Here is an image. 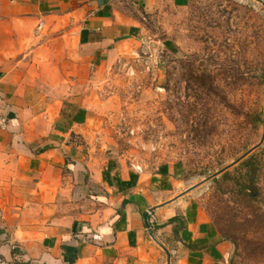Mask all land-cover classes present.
I'll return each instance as SVG.
<instances>
[{
    "label": "crops",
    "instance_id": "1",
    "mask_svg": "<svg viewBox=\"0 0 264 264\" xmlns=\"http://www.w3.org/2000/svg\"><path fill=\"white\" fill-rule=\"evenodd\" d=\"M162 1L0 0V256L10 264H228L232 244L188 193L183 164L139 172L92 128L94 84L140 51L144 16Z\"/></svg>",
    "mask_w": 264,
    "mask_h": 264
},
{
    "label": "rangeland",
    "instance_id": "2",
    "mask_svg": "<svg viewBox=\"0 0 264 264\" xmlns=\"http://www.w3.org/2000/svg\"><path fill=\"white\" fill-rule=\"evenodd\" d=\"M144 19L140 51L94 84L92 128L112 158L182 163L228 264H264V0H163Z\"/></svg>",
    "mask_w": 264,
    "mask_h": 264
},
{
    "label": "built area",
    "instance_id": "3",
    "mask_svg": "<svg viewBox=\"0 0 264 264\" xmlns=\"http://www.w3.org/2000/svg\"><path fill=\"white\" fill-rule=\"evenodd\" d=\"M38 29H42V25H39ZM9 128V120L5 115L0 114V132L7 131ZM136 170L141 172V167H136ZM150 215V213H148ZM150 223L148 222V230L150 231L149 227ZM0 264H10L9 261H7L5 258L0 256Z\"/></svg>",
    "mask_w": 264,
    "mask_h": 264
},
{
    "label": "trees",
    "instance_id": "4",
    "mask_svg": "<svg viewBox=\"0 0 264 264\" xmlns=\"http://www.w3.org/2000/svg\"><path fill=\"white\" fill-rule=\"evenodd\" d=\"M169 46H170V44H168ZM257 122L259 123V124H263V119H261L260 117L258 118V120H257ZM253 160V158L251 159V161ZM242 167H249L250 166V164H247V163H243L242 165H241ZM251 171H253V169H250ZM249 172V171H248ZM255 172V171H254ZM227 174H229V173H227ZM249 175H251L250 173H248L247 175H246V177H248ZM249 182H250V184H251V187L252 186H254V183H255V179H250L249 180ZM246 191H248V187H244V188H242V192L244 193V192H246ZM149 227H150V231H152V229H151V225H149Z\"/></svg>",
    "mask_w": 264,
    "mask_h": 264
},
{
    "label": "water",
    "instance_id": "5",
    "mask_svg": "<svg viewBox=\"0 0 264 264\" xmlns=\"http://www.w3.org/2000/svg\"><path fill=\"white\" fill-rule=\"evenodd\" d=\"M264 123V122H263ZM263 140H264V137H263ZM263 140H262V143H263ZM243 159V158H242ZM242 159H240L239 161H241ZM238 161V162H239ZM222 173V172H221ZM146 222H147V224H148V221H147V219H146ZM150 234H152V233H150ZM163 248V247H162ZM164 249V248H163ZM164 251L167 253V255H168V257H169V254H168V252L164 249Z\"/></svg>",
    "mask_w": 264,
    "mask_h": 264
}]
</instances>
